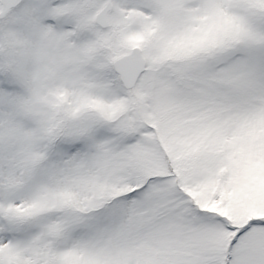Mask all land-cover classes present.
<instances>
[{
	"label": "snow or ice",
	"instance_id": "obj_1",
	"mask_svg": "<svg viewBox=\"0 0 264 264\" xmlns=\"http://www.w3.org/2000/svg\"><path fill=\"white\" fill-rule=\"evenodd\" d=\"M0 264H264V0H0Z\"/></svg>",
	"mask_w": 264,
	"mask_h": 264
}]
</instances>
